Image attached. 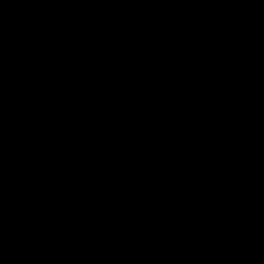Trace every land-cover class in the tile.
Here are the masks:
<instances>
[{
	"label": "water",
	"instance_id": "1",
	"mask_svg": "<svg viewBox=\"0 0 264 264\" xmlns=\"http://www.w3.org/2000/svg\"><path fill=\"white\" fill-rule=\"evenodd\" d=\"M0 264H264V0H0Z\"/></svg>",
	"mask_w": 264,
	"mask_h": 264
}]
</instances>
